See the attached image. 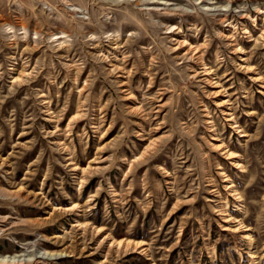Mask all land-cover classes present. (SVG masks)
<instances>
[{
  "label": "rangeland",
  "instance_id": "1",
  "mask_svg": "<svg viewBox=\"0 0 264 264\" xmlns=\"http://www.w3.org/2000/svg\"><path fill=\"white\" fill-rule=\"evenodd\" d=\"M215 2L0 0V256L264 264V0Z\"/></svg>",
  "mask_w": 264,
  "mask_h": 264
},
{
  "label": "bare ground",
  "instance_id": "2",
  "mask_svg": "<svg viewBox=\"0 0 264 264\" xmlns=\"http://www.w3.org/2000/svg\"><path fill=\"white\" fill-rule=\"evenodd\" d=\"M132 1H136V0H132ZM198 1H200V3H203L204 5H209L210 4L212 6L211 9L213 11L217 12L219 16H222L221 10L220 9H217L216 6H215V3H217V2H215L216 0L215 1L214 0H198ZM161 4H163V3H161ZM223 16H224V14H223ZM2 192H4V191H2ZM14 222L15 221L11 217H8V216H0V231H4L3 228L6 225H8V224H14ZM120 242H119V244H120ZM138 245H140V244H138ZM26 252L27 253H25V251H24V253H21V254H18V255H14V256H0V264H51L50 261H52L54 259H58L57 257L63 256V254H61V253H50V252H46V251H43V252L37 251L36 253H33L32 251H27L26 250Z\"/></svg>",
  "mask_w": 264,
  "mask_h": 264
}]
</instances>
